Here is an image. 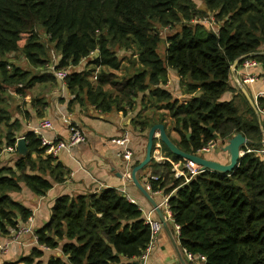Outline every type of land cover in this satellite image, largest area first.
Wrapping results in <instances>:
<instances>
[{
  "label": "trees",
  "instance_id": "trees-1",
  "mask_svg": "<svg viewBox=\"0 0 264 264\" xmlns=\"http://www.w3.org/2000/svg\"><path fill=\"white\" fill-rule=\"evenodd\" d=\"M196 1L206 8H198L195 0H0V155L5 148L16 149L22 128L7 107L8 88H17L16 95L25 97V89L48 81L17 66L10 71L7 56L21 51L32 67L48 70L50 47L59 55L54 69L69 72L65 83L70 92L98 111L115 110L127 116L142 97L136 126L142 132L158 121L167 127L165 116L170 117L169 133L177 134L175 144L186 153L198 154L210 142L226 143L239 133L251 141L249 149H261L263 133L253 109L248 118L233 101L221 99L231 91L236 61L239 66L252 59L264 68V0ZM208 18L218 24L217 33L192 23ZM178 26L180 31L167 38L163 59L160 29ZM39 29L49 41H40ZM116 48L137 52L133 64L139 67L122 80L115 73L121 70ZM83 62L95 69L75 70ZM169 69L178 72L184 95L190 99L181 101L166 87ZM50 76L57 81L53 73ZM32 104L42 117L47 103L39 99ZM257 106L264 114V96L257 99ZM147 111L154 116L142 117ZM159 111L163 113L158 120ZM25 139L28 154L14 167L0 170L3 235L17 232L33 216L12 193L24 186L35 196H45L67 174L61 162L46 153L36 133H27ZM161 145L174 163L186 162ZM148 167L153 169L149 176L158 177L150 181L151 193L169 197V210L186 253L203 257L205 264H264V161L260 155L246 152L233 173L206 171L188 183L174 177L168 162L153 159ZM35 235L39 247L16 263L4 264H135L151 242L140 207L115 189L60 196L49 223ZM41 246L61 249V255L45 262Z\"/></svg>",
  "mask_w": 264,
  "mask_h": 264
},
{
  "label": "crops",
  "instance_id": "crops-1",
  "mask_svg": "<svg viewBox=\"0 0 264 264\" xmlns=\"http://www.w3.org/2000/svg\"><path fill=\"white\" fill-rule=\"evenodd\" d=\"M83 64L84 66L86 65V63L83 62L80 66L76 67L75 70L81 72L90 70L85 69L86 66L84 67ZM246 76H253L255 78L254 82L244 83L243 80H245ZM57 83V87H47L45 89L51 90L47 95H44L45 90H43L40 91L41 96L35 97V99H44L47 103L41 118L32 105V95L27 97V101L29 102L26 109H28V107L30 108L28 111L29 116L26 114L27 111H23V113L16 112L14 119L19 120L22 125L21 131L17 134V140L25 138L27 133H37L36 129L39 123L42 120H49L53 123L54 129L51 131H41L38 134L39 137L42 136L52 140L59 139L66 141L70 138L69 124H73L84 131L87 141L69 150L61 151L56 157L65 167L67 174L65 176V181L61 184H55L47 195L42 197L35 196L24 186L21 192L11 194L14 200L22 203L33 212L32 221L27 223V226L31 227L32 233L23 235L19 238H17V235L13 231H11L9 235L0 234V246L7 247L6 250L0 251V264L6 262L16 263L20 259L31 254L32 250L37 247L34 237L35 232L49 223L55 201L60 196L76 197L80 195L100 194L106 189H115L119 193H123L122 191L125 190L127 195L133 200V203L143 208L145 211L153 210L152 205L135 187L132 180L127 178L130 166H128L126 161L120 158V154L125 150L124 147L114 143L115 139H119L126 132H129V150L133 153L131 165L144 159L149 131L142 132V130L136 126V123L141 120L138 119V116L142 112V97L137 99V104L134 105V108L131 109L127 116L115 110L103 113L96 110L87 102L77 100L76 95L70 92L65 82L57 80ZM42 84L44 87L46 86L43 82L37 83L36 86ZM176 85L180 87L181 78L176 70L169 69V82L166 87L173 93V91L179 89L175 87ZM230 87L231 91L224 94L221 101H233L239 109L240 114L248 118L251 117L250 108H252L264 131V114L259 111L257 106V99L261 95H264L263 66L260 63L255 67H246L244 63L237 66L236 69L232 71ZM174 97L179 99L184 97V95L182 96L181 93H178L174 95ZM251 102L257 106V110L252 107ZM162 113V111L157 113L158 120ZM152 115L154 116L151 111L142 113V117H151ZM165 117V122L168 124L166 131L171 140L177 143L179 139L177 134L175 132L169 133L172 120L168 116ZM26 118L29 120H26ZM156 124H160V122L158 121ZM226 143L219 140L218 147L214 151L206 154L205 157L222 164L229 163L227 154L219 151ZM262 143L264 144V135ZM261 149H264V145ZM166 157L169 158L168 156ZM260 157L264 161V156L261 155ZM19 159L20 155L17 150V144L14 152L10 150V148H5L0 155V170L5 167H14ZM152 171L153 169L148 167L138 175L143 186H145L146 179L152 174ZM150 194L161 208L164 216H167V210L160 206L165 196L163 192L159 194ZM156 216L158 217L157 213ZM166 222L169 231L164 228L159 234L147 263L205 264V261H191L188 259L187 254L180 246L179 231L174 224L172 216L170 218L167 217ZM43 251V261L45 262L48 261L51 256L61 255V249Z\"/></svg>",
  "mask_w": 264,
  "mask_h": 264
},
{
  "label": "built area",
  "instance_id": "built-area-1",
  "mask_svg": "<svg viewBox=\"0 0 264 264\" xmlns=\"http://www.w3.org/2000/svg\"><path fill=\"white\" fill-rule=\"evenodd\" d=\"M193 24L196 23H200V24H204L205 26H207L209 29H211L212 31H214L215 33L218 32L219 30V26L217 23H215L213 20H209V19H205V20H196L192 22ZM93 56H95V53H93L91 55L90 58H92ZM244 65L246 67H255L258 65L257 61L252 60V59H248L244 62ZM51 73L54 74V76L56 77L57 80L65 82L66 78L69 74V72L67 70H55L54 66L51 69ZM255 78L253 76H246L245 80H243L244 83H252L254 82ZM242 83V82H241ZM242 83V84H244ZM264 96V95H261ZM54 129V125L51 121L49 120H42L39 123L38 128L36 129V135H38L41 131H51ZM69 133H70V138L66 141H62L59 139H48L45 137H40L41 141H42V146L46 148V153L48 155H51L53 157H57L59 155V153L63 150H69L79 144H83L87 141V137L84 133V131L82 129H80L79 127H77L76 125L73 124H69ZM114 143L117 145H120L122 147H124V152H122L120 154V158H122L124 161H126V163L128 164V166L131 167V162L133 159V153L131 150H129V144H130V134L129 132H126L122 137H120L119 139H115ZM219 145V141L217 142H210L206 147H204L202 150H200L198 152V154L195 155H206L212 151H214ZM10 150H13L12 148H10ZM247 153H256L257 155H262L264 156V149H259V150H252L247 148L246 150ZM245 152V153H246ZM154 160H156L157 163H170L172 164V171L174 173V177L176 179H180L183 178L185 183L190 182L191 179H193L194 177H196L197 175L206 172L205 170H203L201 168V166L195 164L192 161H186L185 163H174L170 158H167L163 152H162V145L161 143H157L155 145V149H154ZM131 169L129 168V172L127 173V178L129 180H131ZM153 180H158V177L151 175L149 176V178L146 179V183H145V188L151 193V185H150V181ZM123 195L133 203V200L130 198L129 195H127L126 191L123 190L122 191ZM161 192H157L155 194H159ZM169 197L168 196H164L163 197V201L160 204L161 207L165 208L167 210V216H165V219L170 218L171 212L169 210ZM140 210L142 211L144 218H145V223L149 226L150 228V232H151V242L150 245L148 246L146 252L144 253V255L137 261L139 264H148L147 260L149 258V255L153 249V246L155 245V242L159 236V234L164 230V226L163 223L160 221V219L156 216V212L154 210H150V211H145L143 208L140 207ZM32 218V217H31ZM29 219V222L32 221V219ZM28 222V223H29ZM178 231H179V227H177ZM17 235V238L26 235V234H31L32 230L31 227L26 225H23L20 227V229L17 232H14ZM35 237V242L36 245L39 247L38 245V240L36 235H34ZM43 250H49L46 247H40ZM7 247H2L0 246V251H4L6 250ZM186 253V251H185ZM187 254V257L189 260H201V261H205V259L201 256H193L191 254Z\"/></svg>",
  "mask_w": 264,
  "mask_h": 264
},
{
  "label": "water",
  "instance_id": "water-1",
  "mask_svg": "<svg viewBox=\"0 0 264 264\" xmlns=\"http://www.w3.org/2000/svg\"><path fill=\"white\" fill-rule=\"evenodd\" d=\"M245 58L248 59L249 56H246ZM238 64L239 61H236L234 63L232 67V71L236 69ZM251 103H252V107L255 110H257L255 104L253 102ZM209 130L212 131L211 128H209ZM262 133L264 135L263 129H262ZM157 139H159L161 143L166 145V147L170 150V152L173 155L183 158L186 161H192L195 164L201 166V168L205 171L215 172L223 175L233 173L240 166L241 160L246 154L245 149H247L251 144V141L247 139L244 135H242L241 133L236 134L234 137H232L227 141L224 147L219 149V151L226 153L227 156L229 157V163L222 164L218 161L207 159L205 155H195L191 153H186L183 150H181L171 140V138L169 137L166 131V127L163 124L154 125L149 130L145 157L142 161H140V163L137 166H135L132 169L131 180L135 185V187L145 197V199L152 205L153 210L157 213L160 221L163 223V226L167 231H169V227L167 225L165 216L161 211V208L159 207L153 196L150 194V192L145 188V186L142 185L138 177V175L151 164L154 155L155 140ZM17 150L20 155V158H23L28 154L27 143L25 138H21L18 140ZM135 264H139V263L136 261Z\"/></svg>",
  "mask_w": 264,
  "mask_h": 264
},
{
  "label": "rangeland",
  "instance_id": "rangeland-1",
  "mask_svg": "<svg viewBox=\"0 0 264 264\" xmlns=\"http://www.w3.org/2000/svg\"><path fill=\"white\" fill-rule=\"evenodd\" d=\"M195 3L197 5L198 8L204 10L206 7L204 5L203 2L201 1H196L195 0ZM209 19V18H208ZM211 20V19H209ZM207 27V26H206ZM180 26L176 27L174 30L172 29H169V28H164V29H160V33H161V37H162V43L160 44V47H159V53L161 55V57L165 58L166 57V48H167V38L174 34L175 32H178L180 31ZM38 34L40 36V41L41 42H47L49 41V36L42 30H38ZM25 45V41H23L21 44H20V47H23ZM116 52H117V57L119 58V60H121V70L120 71H116V75L118 76L119 80H122L124 78H127L129 77L130 75H132L135 71V69L137 67H139L138 65H135L136 67H134V64L133 62L136 61L137 59V52L135 49H133L132 51H125L123 49H119V48H116ZM7 59L9 60V65H10V71L12 70V66H17V67H20L22 70L24 71H30L31 74L34 76V75H37V76H45L48 78V81L46 82H43L44 85H46L45 87L42 85H37V83H35V85L30 88V89H25L26 90V95L25 97H20L18 95H16V89L17 88H14V87H11V88H8V92L5 94V100H6V103H7V107L12 115V120L13 121H19V120H15L14 117L16 115V112H19V113H23V111H27V116H29V110L30 108L28 107V109H26L27 107V104L29 101L28 100V96H31L32 95V102L33 100H39V99H35V97H39L41 96L40 94V91H43L45 90L47 87H57L58 86V83L56 80H54V78L52 79V76H50V72L51 71V68L58 64V61H59V55L58 53L54 52L52 47H50L49 49V59H50V66L48 67V70L46 69H36L34 67H32L28 60L24 57V55L22 54L21 51H18L16 53H12L10 55L7 56ZM89 62L86 63V67L85 69H90V70H87V71H91L94 68V66H90V64H88ZM101 70H105V71H108V69H101ZM100 70V71H101ZM87 71H84V72H87ZM99 69H97L96 72H98ZM51 77V78H50ZM38 83H42V82H38ZM176 88H179L177 90H174L173 91V97L174 95L178 94V93H181L182 96L184 95V90L183 88L178 86L177 85L175 86ZM53 91V90H52ZM48 92H51V90H45V94L44 95H47ZM38 95V96H37ZM191 96L189 95H184V97H181L179 98L181 101H184L185 99H190ZM27 98V99H26ZM26 99V100H25ZM42 101H45L44 99H42ZM33 105V104H32ZM22 115V114H21ZM41 118V117H40ZM26 120H29L28 118H26ZM20 122V121H19ZM157 142H159V139L156 140ZM18 142V140H17ZM15 150H13L14 152ZM16 154V153H15Z\"/></svg>",
  "mask_w": 264,
  "mask_h": 264
},
{
  "label": "bare ground",
  "instance_id": "bare-ground-1",
  "mask_svg": "<svg viewBox=\"0 0 264 264\" xmlns=\"http://www.w3.org/2000/svg\"><path fill=\"white\" fill-rule=\"evenodd\" d=\"M257 107V106H256Z\"/></svg>",
  "mask_w": 264,
  "mask_h": 264
}]
</instances>
